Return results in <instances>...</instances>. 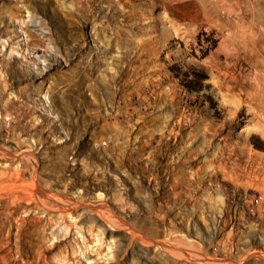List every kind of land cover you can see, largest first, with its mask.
<instances>
[{"label":"rangeland","instance_id":"obj_1","mask_svg":"<svg viewBox=\"0 0 264 264\" xmlns=\"http://www.w3.org/2000/svg\"><path fill=\"white\" fill-rule=\"evenodd\" d=\"M0 157V264H264V0H0Z\"/></svg>","mask_w":264,"mask_h":264},{"label":"trees","instance_id":"obj_2","mask_svg":"<svg viewBox=\"0 0 264 264\" xmlns=\"http://www.w3.org/2000/svg\"><path fill=\"white\" fill-rule=\"evenodd\" d=\"M206 78H207L206 75L197 73L196 76L194 77V79L188 80L185 85H186V87H188L191 90H197V89H200V87H197L196 85L201 80H205Z\"/></svg>","mask_w":264,"mask_h":264},{"label":"bare ground","instance_id":"obj_3","mask_svg":"<svg viewBox=\"0 0 264 264\" xmlns=\"http://www.w3.org/2000/svg\"><path fill=\"white\" fill-rule=\"evenodd\" d=\"M0 158H2V157H0ZM37 183V182H36ZM38 184V183H37ZM2 186H4V185H1V187ZM7 186V187H6ZM17 186H18V184H17ZM22 187L21 188H23V186L24 185H21ZM25 186H26V184H25ZM37 186V185H36ZM4 187H6V188H8L9 186L8 185H5ZM35 187V185L33 186V188ZM12 188H14L13 190H15L16 189V187H12ZM32 188V187H31ZM41 188V187H40ZM3 189V188H2ZM5 189V188H4ZM4 189H3V191H4ZM30 190H32V189H30ZM40 190V189H39ZM39 190H36V191H39ZM1 192V191H0ZM35 192V191H34ZM40 193H42V192H40ZM29 194V193H28ZM35 194V193H34ZM33 194V195H34ZM31 195V194H30ZM41 195H43V194H41ZM46 197V196H45ZM44 202V201H43ZM63 202V201H62ZM46 207V206H45ZM49 208V207H48ZM186 250V249H185ZM185 250H181V253H179L181 256L183 255V256H186V255H191V256H194L191 252H188V251H185ZM6 264V263H5Z\"/></svg>","mask_w":264,"mask_h":264}]
</instances>
